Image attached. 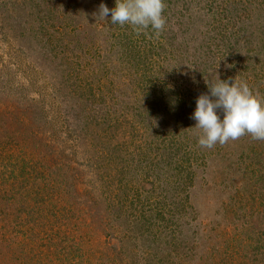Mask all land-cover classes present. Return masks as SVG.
I'll use <instances>...</instances> for the list:
<instances>
[{"label": "rangeland", "instance_id": "rangeland-1", "mask_svg": "<svg viewBox=\"0 0 264 264\" xmlns=\"http://www.w3.org/2000/svg\"><path fill=\"white\" fill-rule=\"evenodd\" d=\"M164 2L157 37L0 0V264H264V140L191 118L205 79L264 99V0Z\"/></svg>", "mask_w": 264, "mask_h": 264}, {"label": "clouds", "instance_id": "clouds-1", "mask_svg": "<svg viewBox=\"0 0 264 264\" xmlns=\"http://www.w3.org/2000/svg\"><path fill=\"white\" fill-rule=\"evenodd\" d=\"M164 8V0H115L111 9L101 3L98 16L103 21L110 14L112 25H129L137 34L150 27L158 37L166 24ZM205 82L209 91L197 97L191 116L201 147L224 145L245 134L264 140V99L246 81L218 76Z\"/></svg>", "mask_w": 264, "mask_h": 264}, {"label": "trees", "instance_id": "trees-1", "mask_svg": "<svg viewBox=\"0 0 264 264\" xmlns=\"http://www.w3.org/2000/svg\"><path fill=\"white\" fill-rule=\"evenodd\" d=\"M60 147H61V145H60Z\"/></svg>", "mask_w": 264, "mask_h": 264}]
</instances>
